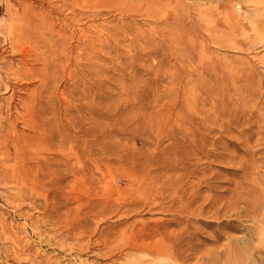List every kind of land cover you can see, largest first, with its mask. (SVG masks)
I'll return each mask as SVG.
<instances>
[{"label":"rangeland","instance_id":"rangeland-1","mask_svg":"<svg viewBox=\"0 0 264 264\" xmlns=\"http://www.w3.org/2000/svg\"><path fill=\"white\" fill-rule=\"evenodd\" d=\"M22 1L0 0L1 29ZM35 1L66 69L40 125L65 124L51 113L67 99L93 145L75 159L37 127L38 145L0 165V264H264V0ZM0 45L7 74L18 55ZM9 95L1 135L30 142ZM59 156L74 169L57 181L33 167Z\"/></svg>","mask_w":264,"mask_h":264},{"label":"bare ground","instance_id":"bare-ground-1","mask_svg":"<svg viewBox=\"0 0 264 264\" xmlns=\"http://www.w3.org/2000/svg\"><path fill=\"white\" fill-rule=\"evenodd\" d=\"M5 1H7V0H5ZM63 1L64 0H56V2L58 4H62ZM46 2H47L46 3L47 5H51V7L54 6L51 1L49 2V0H47ZM36 5H37V7L40 5L42 6L41 3H37L34 0L29 4L28 3L24 4L23 1L18 2V3H16V6L14 9L13 8L10 9L8 7V9L6 10V21L3 22V23H5L7 28H6V30H4L3 28L1 29V27H0V37L3 38L4 40H6L8 45H9L10 50L11 51L15 50L17 55H18L17 56L18 59H17L16 64H12L10 62H4V67H5L4 69L7 70L8 73L4 74L0 71V82L3 85L2 88H0V93L1 94L10 93L8 98L5 100L6 108H8L9 112L14 111L16 113V115L18 116L17 119H19L21 122H23V124H26L25 126H28V127L30 126L29 128L32 132V135L29 136L30 142H27V141L23 142V141H20V139L17 136H9L8 134L7 135L4 134L2 136L1 134L5 129V125H0V139H1L0 140V165H2L5 168H6V166H5L6 164H8L10 161H13L12 160L13 158L16 159V157L18 155L22 156L24 154V152H23V151H25L24 148H28V147L38 145L39 139L36 137V135H42L43 136L44 134L37 132L36 131L37 127L38 128L45 127V129L48 130V132H49L48 137L47 136L46 137L49 138L51 145L53 147L56 146L58 148L59 147L64 148L66 146V144H68L69 153H71V155L74 156L75 159H79V154H83L89 158L91 157V148L93 145V139L91 137L92 129H91V127H87L84 129L82 122L74 121L73 115L70 114L71 108L67 102V99L63 100L64 101V103H63L64 108L62 107L63 108V110L61 109L62 112H58V114H57L55 111H52V113H51L52 118H53V120H52L53 122L55 121L56 118L59 120H61L60 118H62L64 120L67 119L66 120L67 122L65 124L60 125L59 129L56 131H54L51 128V125H50L51 121H49V125H45V126H44V124H42L43 126L40 125V123L44 122L42 115L44 113L48 112V107L43 102L44 98H46V96L48 99L51 97L53 87H50V86H51V84H54V82L56 80V76L59 75L60 70L63 71L65 68L61 69L63 62H64V54H62L58 51V48L62 46V43L58 38H57L58 40L54 39L52 37L53 34H50L51 36L49 35L48 30L51 27H47V24L49 22H46L47 17L45 18V14L43 13L44 8L42 9L43 10L42 12H41V10H39L41 13H35L36 10L34 11V9H35ZM36 12H38V11H36ZM51 14H53V13H51ZM47 16H48V14H47ZM52 33H54V32H52ZM73 46L75 47L76 45H73ZM71 69H72V67H70V68L68 67V69H67L68 70L67 74L69 75L68 79H70V80L73 77V75L71 73L72 72ZM65 72L63 71L64 74H65ZM37 78H39L38 83L40 82L42 85L41 88L37 87V88L32 89V90H26L25 89L27 87L26 84L24 85L22 83V84H20V86L18 85V82H22V81H30L29 82V84H30L34 80H36ZM10 80H15L17 82L11 83ZM75 83L76 82L74 81V84ZM19 87H20V89L21 88L25 89V91L21 92L22 97L17 94V89ZM63 93H65V92H63ZM67 95L69 96V94H67ZM71 95H73V94H71ZM174 96H175V94H174ZM16 97H17L16 101L18 102V104H15L14 99H16ZM168 113H169V111H168ZM0 114H1V106H0ZM89 114H90V112H88V117L84 118V120H83V122H86V124H88V125H89V122L91 121V115H89ZM6 116H7V114H6ZM183 118H184V116H183ZM45 121H47V120H45ZM160 121H161V119H160ZM161 123H162V121L159 123V125H160L159 127L163 126V125H161ZM164 126H163V128H164ZM28 131H29V129H28ZM80 134H82L85 138V140L83 142L82 151H79L81 149L80 148V145H81L80 137L81 136H78V135H80ZM11 148L13 149V154L10 153ZM61 150L62 149H60V151ZM47 152H49V151H47ZM12 155H13V158H12ZM62 155H64V154H62ZM28 157L30 160L29 155H28ZM31 158H34V157H31ZM36 160H38V159H36ZM48 161H49V163H48ZM48 161L46 162V159H44L42 161V163H40V161L39 162H33L34 163V166H33L34 169L37 171H42L43 177L48 176V177H51L57 181V176H59L60 171H62V168H65L66 170L68 169L71 171H72V169H74V164L68 163L69 162L68 159L64 158V157H60V158L53 157V158L48 159ZM14 165H15L14 167L11 166L12 171H14L17 166L18 167L23 166L24 161L21 160L18 162H14ZM29 171H30V173L32 172V170H30V169H29ZM28 176H30V175H28ZM10 177L13 178V181L15 182V184L18 185L19 189L23 188L25 186V181H21L19 178L16 179L14 174ZM21 178L23 180V177H21ZM33 179L32 180L30 179V180L34 181ZM24 180H25V178H24ZM159 189H161V188H159ZM146 245H148V244H146ZM145 251H147V250H145ZM152 251L154 253L159 254L162 252V249L161 250L156 249V250H152ZM21 252L22 251L18 249V253H21ZM15 254H17V253H15ZM18 255H20V254H18Z\"/></svg>","mask_w":264,"mask_h":264}]
</instances>
